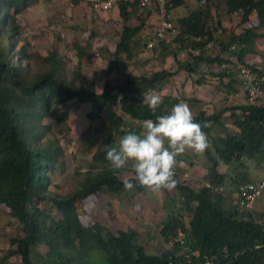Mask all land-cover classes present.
Instances as JSON below:
<instances>
[{"label": "trees", "instance_id": "trees-1", "mask_svg": "<svg viewBox=\"0 0 264 264\" xmlns=\"http://www.w3.org/2000/svg\"><path fill=\"white\" fill-rule=\"evenodd\" d=\"M31 1L0 0V205L8 208L22 232L21 236L10 239V244L14 246L11 254L20 256V264H79L75 257L77 253L87 259L88 254L93 252L102 255L104 264H169L174 262L175 254L182 249L176 240L180 232L189 246L188 251L198 255L191 256L194 264H201L200 259L205 255L220 264H264V226L252 218L251 211H243L247 216L245 218L236 210L238 207L234 209L227 206L226 196L221 191L225 175L218 170L219 160L226 164L233 161L242 164L244 157L264 159V104L246 102L222 108L210 115L200 111L193 116L194 122L210 126L208 123L221 124L220 118L226 110H238V113L230 114L236 131L211 139L219 160L206 151L210 167L205 176V184L194 187L179 183L183 209L190 216L186 223L178 212L172 211L167 215L160 234L172 241V248L168 251L160 254L147 252L137 242L136 231L127 235V248L118 251L103 225H84L78 217L77 201L98 191L116 194L125 190L124 179L111 168L106 159L108 147L117 146L109 144L108 139L104 142L105 148L99 149L92 156V168H96L97 164L105 165L102 169L87 173L85 183L71 193L61 195L50 190L52 183L48 171L52 167L51 163L57 159L58 149L52 146L48 138L51 123H46L45 118L64 122L68 113L60 109L61 105L71 101L87 103L92 108L88 117L96 119L103 113L108 129L113 134L123 136L125 132L122 129L139 132L138 127L126 124L124 118L116 112L115 104L131 118L155 120L156 115L168 113L179 99L165 96L153 114L140 101V96L150 90L162 89L178 69L190 72L193 64L177 61V70H156L140 76L123 71L121 82L107 85L100 92L92 80L81 78L79 70L69 80L60 78L56 51L40 62L35 61L33 68L26 46L16 49L19 34L17 12ZM225 1L227 10L235 6L241 13V24L248 22L252 12L259 15L256 25L243 27L238 33L230 31V41L224 44L227 49L230 43L237 44L240 49L235 52L237 60L246 64L244 55L250 52L256 38L264 37V33L257 31L264 26V0ZM172 3L175 8L182 6L184 0H172ZM116 8L122 25L119 42L115 50L109 52L111 58L108 66L109 70L120 74V67L133 57V47L138 46L139 39L145 37V21L140 15L139 23L127 24L130 17L140 9L137 2L120 1ZM145 14L149 16L150 10L145 9ZM207 16V12L197 6L187 16L181 17L178 33L167 44L169 48H164L163 57L174 55L170 48L173 43L183 47L188 41L202 52L204 46L212 40ZM94 37L92 31L87 37L86 46L73 44L79 59L78 66ZM199 60H202L201 54L195 56L193 61ZM208 60L214 61L211 58ZM244 181L249 180L244 177L237 185ZM132 183L137 192L148 191L135 186L134 180ZM45 203H49L55 210L56 216L41 207ZM119 234L126 237L122 231ZM37 245L47 247L45 255L34 251ZM5 261L6 257L1 258L0 264ZM89 261L85 260V264H93Z\"/></svg>", "mask_w": 264, "mask_h": 264}, {"label": "rangeland", "instance_id": "rangeland-1", "mask_svg": "<svg viewBox=\"0 0 264 264\" xmlns=\"http://www.w3.org/2000/svg\"><path fill=\"white\" fill-rule=\"evenodd\" d=\"M92 1L32 0L29 5L20 7L16 16L19 24L16 49L18 50L22 45L26 46L33 68L35 61L40 62L44 57L56 51L60 78L69 80L79 70L81 78L92 80L98 92L107 85L121 82L123 71L134 75H149L156 70L169 71L172 70V67H176L174 61L159 59L160 55L165 52L164 48L168 49L169 46L167 47L165 41L153 40L156 16L154 14L145 16V9H138L127 21V24L139 23L141 15L145 21L143 31L145 37L140 38L138 46L133 47V57L120 67V74L109 70L108 62L111 58L109 52H113L119 42L122 21L116 7L104 12L93 11ZM225 3V0H202L201 3H197L196 0H186L187 7L170 11L171 16H176L174 19L178 20V15L189 13L197 6L202 7L208 14L207 21L211 29L212 40L204 46L202 52L199 48L194 49L190 45V41L186 42V45L182 47L184 55L181 57L184 59L183 61H189V57L194 58L201 54L202 60L198 61L197 69L193 70L191 74L184 71L178 77H174V74L168 80V84L162 86V89L150 90L146 93H158L162 96V100L165 96L176 97L179 99L178 103L184 102L190 106L193 116L200 112L201 106L210 115V113L229 105L234 106L242 101L246 103L237 72V60L233 61L232 59L237 57V54L229 48L232 43L228 49L224 44H228L230 41V31L238 33L243 27L256 25L259 15L252 12L248 22L241 24V13L236 10L235 6L231 7L230 11L227 10ZM92 31L95 33V37L78 66L79 59L73 44L79 43L81 46H86L87 37ZM257 31L264 33V26ZM171 35L173 39L177 34ZM150 40L153 41V46L151 48L143 47ZM170 48L178 49L175 43L170 45ZM139 49L141 51H138ZM190 49L198 51V53L194 54ZM209 58L214 61L208 60ZM244 61L250 66L264 68V37L254 40L250 52L244 56ZM222 63L227 64L228 71L233 73L232 81L235 88L232 85L231 87L238 91L237 97L233 96L236 99H229L226 94L228 80L223 79V83H220L217 76L222 70ZM201 75L203 80L200 79ZM189 77L192 80H188ZM198 80L201 82L198 83ZM164 87L166 88L164 89ZM140 101L143 102V95L140 96ZM192 101L195 102L192 103ZM255 103L264 104V91ZM114 108L124 118L127 125L138 127L139 131L142 130L143 120L141 118H131L126 115L119 109L117 103ZM60 109L68 113L64 122L51 121V118H45V122L51 123V132L48 138L52 146L58 149L57 159L51 163L52 167L48 171L52 183L50 190L65 195L79 189L85 183L87 173L100 170L105 166L97 164L96 168H92V156L99 149L105 148V140L108 139L111 145H118L121 137L109 131L106 124L107 119L103 113H100V117L96 119L88 117L92 108L87 103L77 104L71 101L61 105ZM229 115L230 110H226L220 120L221 124L208 123L210 126L203 124L206 125L203 129L209 142V147L203 153L197 154L188 150L177 157L175 179L178 183L174 189L159 192L148 190L145 193H140L133 187L132 190L125 189L116 194L98 191L76 202V212L82 224L103 225L105 231L113 238V244L118 251H124L127 248L129 244L127 235L131 231L137 232L135 237L137 242L149 253L160 254L170 250L172 241L166 240L160 234L167 215L172 211L178 212L186 223L190 216L183 209V198L178 191L179 183L194 187L205 184V176L210 167L206 151L210 152L213 158L218 159L211 139L236 131ZM218 163V170L225 175L221 191L226 196L227 206L235 209L238 207L235 190L237 183L244 177L246 180L258 178L264 169V159L253 160L244 157L242 164L235 161L226 164L220 160ZM130 165L131 162L126 169L119 172L122 179H125L126 175L130 178ZM41 207L52 216H56L55 210L49 203L42 204ZM236 210L238 213L246 215L239 207ZM251 214L255 221L264 226V193L254 203ZM120 231L126 233V237L119 234ZM17 235H22L19 225L15 218L9 214L8 208L0 205V259L6 257L4 264H20V256L11 254L14 246L10 244V239ZM34 251L39 255H45L47 247L37 245ZM75 257L79 264H85L87 259L93 264H104L99 252L89 253L87 259L78 253Z\"/></svg>", "mask_w": 264, "mask_h": 264}, {"label": "clouds", "instance_id": "clouds-1", "mask_svg": "<svg viewBox=\"0 0 264 264\" xmlns=\"http://www.w3.org/2000/svg\"><path fill=\"white\" fill-rule=\"evenodd\" d=\"M143 104L155 114L162 104V96L143 93ZM205 126L194 122L190 106L180 102L168 113L156 115L155 120L145 119L139 132L122 129L125 134L117 146L108 147L106 159L116 172L126 169L131 162V176L126 175L123 181L126 190L133 189V180L135 186L152 192L172 190L178 183L175 179L177 157L188 150L200 154L209 147L202 130Z\"/></svg>", "mask_w": 264, "mask_h": 264}, {"label": "built area", "instance_id": "built-area-1", "mask_svg": "<svg viewBox=\"0 0 264 264\" xmlns=\"http://www.w3.org/2000/svg\"><path fill=\"white\" fill-rule=\"evenodd\" d=\"M137 2L140 9H149L151 14L156 16L155 32L153 40H167L169 36L174 32V25L169 17V12L173 8L172 0H94L92 3L93 10L106 11L113 7H116L118 2ZM197 41L200 38H196ZM153 41L150 40L146 44V48H151ZM238 45L233 43L230 46L231 50L236 51ZM196 49V48H194ZM191 52L197 54L198 51L190 49ZM253 66L243 64L237 61V72L241 81L246 101L248 103H255L258 98L263 95L264 85V68L255 69ZM264 193V169L260 173L259 177L255 180L244 181L237 185L236 195L238 207L243 211H251L254 203ZM182 233H178L176 240L179 241L182 249L175 254L174 262L169 264H194L191 256L198 257L196 253L192 254L189 250V246L183 238ZM201 264H220L213 258L203 256L200 259Z\"/></svg>", "mask_w": 264, "mask_h": 264}, {"label": "crops", "instance_id": "crops-1", "mask_svg": "<svg viewBox=\"0 0 264 264\" xmlns=\"http://www.w3.org/2000/svg\"><path fill=\"white\" fill-rule=\"evenodd\" d=\"M183 8V7H187V5H186V0H184V3H183V5L182 6H178V7H173L172 9H173V11L176 9V8ZM171 9V10H172ZM194 9H196V8H194ZM194 9H192V10H194ZM191 10V11H192ZM190 11V12H191ZM189 12V13H190ZM189 13H185V14H181V15H178V20H176V19H174V17H176V16H171V12H169V17H170V20L172 21V23H173V25H174V32L172 33V34H174V33H178V27L180 26V23H179V19L181 18V17H184V16H187ZM174 20V21H173ZM172 39V35L170 36V38L169 39H167V40H165V42L167 43V44H169V43H171V40ZM161 41H164V40H161ZM147 44V43H146ZM177 45V48L178 49H172L173 50V52H174V55H170V54H167L166 56H164L163 57V53L160 55V58L159 59H161V60H166V61H174V62H176V67H172V70H177V61H179V62H184L183 60L184 59H182V55H184V53H183V50H182V47H180V45L179 44H176ZM143 47H146V45L144 46L143 45ZM141 49V48H140ZM138 50V51H141V50ZM144 49V48H143ZM150 50V49H149ZM149 50H145V51H149ZM142 53V52H141ZM144 53V52H143ZM142 53V54H143ZM246 54H248V53H246ZM245 54V55H246ZM244 55V56H245ZM235 58V59H234ZM234 58H232L233 59V61H236L237 60V57L235 56ZM189 59V62L190 63H192L193 64V70H196L197 69V64H198V62L196 61V62H194L193 60H194V58L193 57H189L188 58ZM219 60H221L220 58H219ZM231 60V59H230ZM205 61H207V60H205ZM238 61V60H237ZM207 62H210V61H207ZM245 62V61H244ZM225 63H227V62H225ZM225 63H222L221 65L223 66L222 67V70L220 71V73H219V75H217L218 77H219V79H220V83H223V79H227L228 80V82H227V89L225 90L226 91V94H228V96H229V99H236V98H234L233 96L234 95H236V97H237V95H238V91L237 90H234L232 87H231V85L233 86V76H232V74L233 73H230L228 70V65H229V63H227V64H225ZM171 67V66H170ZM254 67V66H253ZM258 68H263V67H258ZM172 70H169V71H172ZM193 70H191L190 72H188L189 74H191L192 72H193ZM185 70L184 69H178L177 70V72H176V76L174 75V77H178L181 73H183ZM136 76H140V75H136ZM173 77V78H174ZM200 77H202V75L200 76ZM170 79V78H169ZM188 80H192V78L191 77H189L188 78ZM197 80V79H196ZM190 82V81H189ZM168 84V81L164 84V85H167ZM234 87V86H233ZM166 87H164V89H165ZM235 88V87H234ZM168 89V88H167ZM195 101H192V103H194ZM238 104H244V101H242L241 103H237V105ZM233 105H229L228 107H232ZM199 111H203L204 113H205V115H208L206 112H205V110H204V107H202L201 106V108H200V110ZM198 111V112H199ZM215 112V111H214ZM232 112H235V113H238V110H230V114L232 113ZM213 113V112H212ZM212 113H210V114H212ZM225 114V112L222 114V116ZM222 116H221V118H222ZM229 117H230V115H229ZM221 118H220V120H221ZM230 119H231V117H230ZM231 121H232V119H231ZM233 125V124H232Z\"/></svg>", "mask_w": 264, "mask_h": 264}]
</instances>
